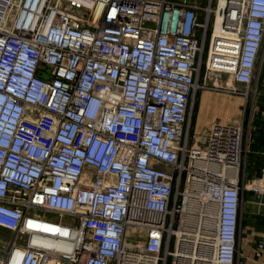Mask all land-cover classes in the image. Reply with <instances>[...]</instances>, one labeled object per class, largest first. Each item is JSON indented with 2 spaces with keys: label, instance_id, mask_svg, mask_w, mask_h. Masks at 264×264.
<instances>
[{
  "label": "built area",
  "instance_id": "obj_1",
  "mask_svg": "<svg viewBox=\"0 0 264 264\" xmlns=\"http://www.w3.org/2000/svg\"><path fill=\"white\" fill-rule=\"evenodd\" d=\"M263 46L264 0H0V264H238L244 131L192 109Z\"/></svg>",
  "mask_w": 264,
  "mask_h": 264
},
{
  "label": "crops",
  "instance_id": "obj_2",
  "mask_svg": "<svg viewBox=\"0 0 264 264\" xmlns=\"http://www.w3.org/2000/svg\"><path fill=\"white\" fill-rule=\"evenodd\" d=\"M259 75L261 80L258 86L261 94H264V68ZM257 109L264 112V99L258 101L254 112ZM255 116L253 113V119L248 121L244 133V154L240 170L242 205L238 232V264H260L255 260L254 249L257 242L264 239V115L259 120H255ZM254 186L261 188V198L253 191ZM0 234L4 232L0 230Z\"/></svg>",
  "mask_w": 264,
  "mask_h": 264
},
{
  "label": "rangeland",
  "instance_id": "obj_3",
  "mask_svg": "<svg viewBox=\"0 0 264 264\" xmlns=\"http://www.w3.org/2000/svg\"><path fill=\"white\" fill-rule=\"evenodd\" d=\"M211 0H186L188 3L200 4L207 7ZM206 58V54L204 59ZM264 68V46L257 65L256 78L254 84L250 88L247 96L223 93L210 90L209 88H220L224 86V78L207 77L206 88H200L195 96L192 109V135L202 137L205 130L210 129L214 124L224 123L242 126L244 133L248 121L253 119V113L256 114L255 120L261 119L264 115L263 110L259 109L254 112L255 106L259 100L264 99L259 89V81L261 80V69ZM201 87L204 86L205 70L202 71ZM263 113V114H262Z\"/></svg>",
  "mask_w": 264,
  "mask_h": 264
},
{
  "label": "bare ground",
  "instance_id": "obj_4",
  "mask_svg": "<svg viewBox=\"0 0 264 264\" xmlns=\"http://www.w3.org/2000/svg\"><path fill=\"white\" fill-rule=\"evenodd\" d=\"M229 174L231 175V174H234V173L233 172H230ZM189 206H190L191 210H195L196 209V203H190Z\"/></svg>",
  "mask_w": 264,
  "mask_h": 264
},
{
  "label": "water",
  "instance_id": "obj_5",
  "mask_svg": "<svg viewBox=\"0 0 264 264\" xmlns=\"http://www.w3.org/2000/svg\"><path fill=\"white\" fill-rule=\"evenodd\" d=\"M43 78L45 79H48V76L47 75H42Z\"/></svg>",
  "mask_w": 264,
  "mask_h": 264
}]
</instances>
